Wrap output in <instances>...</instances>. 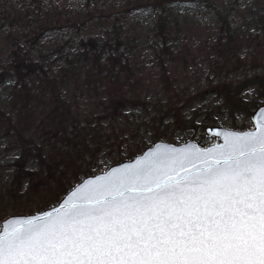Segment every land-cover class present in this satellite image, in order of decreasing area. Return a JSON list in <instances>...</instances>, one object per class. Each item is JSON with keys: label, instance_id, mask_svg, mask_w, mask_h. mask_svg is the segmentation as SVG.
Listing matches in <instances>:
<instances>
[{"label": "snow or ice", "instance_id": "6c2138e0", "mask_svg": "<svg viewBox=\"0 0 264 264\" xmlns=\"http://www.w3.org/2000/svg\"><path fill=\"white\" fill-rule=\"evenodd\" d=\"M223 136L157 148L6 220L0 264H264V124Z\"/></svg>", "mask_w": 264, "mask_h": 264}, {"label": "rangeland", "instance_id": "374dc122", "mask_svg": "<svg viewBox=\"0 0 264 264\" xmlns=\"http://www.w3.org/2000/svg\"><path fill=\"white\" fill-rule=\"evenodd\" d=\"M65 0H57V5H62ZM70 8L79 7L80 16L88 13L92 6L87 7L83 0H72ZM112 5L109 10L104 5V12L111 14L116 10L122 11L120 0H108ZM216 6V11L227 17L232 34L237 38L231 45V52L227 58L235 62L236 54L242 60L239 69H234L228 63V69L214 70V64H224V58L213 50L218 32V19L210 8ZM167 18L171 39L168 45L174 54H179L187 59V64L181 61L167 60V66L176 79V88L183 98L195 96V100L183 112L185 121L184 129H176L173 118L165 115L168 97L162 89L160 82V66L156 59V52L162 47L161 42L155 41L152 29L157 17L161 14L157 8H145L131 14L124 25L125 36L135 37V43L129 45L126 55L137 60L140 65V74L144 79L141 98L147 103L146 108H129L125 111L126 119H118L113 123L123 141L120 148L115 147L113 139L108 140L110 123L100 119L102 110L97 106L98 100H104L102 94L96 98L90 91L87 83L89 63L79 58L82 48L77 40L67 42L72 38L69 29L63 28L55 33L47 34L43 40V53L50 62L52 71L59 74L73 61L70 74L64 81L61 89L62 98L72 104V121L86 137L94 156L88 153L77 160L80 170H88L89 176L107 171L110 167L125 160H132L150 148L155 142L163 141L173 145L193 141L208 146L213 139L207 138L204 129L217 127L234 131H246L253 128L252 119L248 112L264 105V90L253 84L247 87L240 95L238 111H229L224 106V100L211 90V86L222 82L238 84L264 74V0H182L174 2ZM109 25H111L109 23ZM103 28L95 20L84 26L82 36L103 37ZM16 32L19 28H15ZM5 33L0 31V57H4L10 44L6 41ZM17 36L20 34L16 33ZM255 59V60H254ZM212 81V82H211ZM212 84V85H211ZM13 80H8L0 87V109L13 116L11 110ZM194 99V98H192ZM40 111V108H39ZM38 111V113H39ZM72 128L68 129V137ZM43 139H39V143ZM74 154L71 147L64 143L50 142L45 146V156L52 155L54 151ZM98 150V152H95ZM20 157V150L12 142V138L0 129V224L8 217L37 214L56 205L63 196L74 186L80 183L73 180L52 187L46 191L25 196L28 192V182H23L20 194L23 197L13 201L10 196L12 187L13 170L8 166L14 164ZM28 169L39 171L37 161L30 160ZM88 177V176H87ZM9 192V195H8ZM31 211L29 214H25ZM24 213V214H23Z\"/></svg>", "mask_w": 264, "mask_h": 264}, {"label": "trees", "instance_id": "16d2710c", "mask_svg": "<svg viewBox=\"0 0 264 264\" xmlns=\"http://www.w3.org/2000/svg\"><path fill=\"white\" fill-rule=\"evenodd\" d=\"M83 1L92 9L80 16L79 7H69V4H73L72 0H65L62 5H57V0H0V31H7L5 38L10 44L6 55L0 57V87L8 80L14 81L11 91L13 116L0 109V129L12 138L20 150L19 159L8 166L13 170L10 190L13 201L23 197L19 190L25 181L29 185L25 196L58 187L71 180L79 182L81 177L90 174L88 170H80L77 160L86 153L95 155L86 137L82 136L72 121V104L66 102L61 94L73 61L69 59L59 74L52 71L43 53L42 40L47 34L63 28L73 33L67 44L77 40L82 48L79 58L89 63L86 77L90 91L96 98L102 94L105 96L104 100L99 99L97 102L103 113L100 119L109 121L108 140L113 139L112 144L120 148L123 141L119 139L113 123L118 119H126L125 111L129 108L147 107L141 98L144 79L140 74V65L137 60L126 55L129 45L135 43V37H126L123 27L134 12L145 8L159 9L161 14L152 29V36L162 44L155 55L161 70L159 79L162 89L169 100L165 105V115L173 118L176 129H184L188 125L183 112L193 103L195 96L188 99L180 96L176 88L177 81L166 64L167 60L187 64V59L174 54L168 45L172 37L167 21L169 10L174 2L182 0H120L122 11L115 10L111 14L103 10L104 5L108 10L112 8L108 0ZM210 8L219 22L212 48L224 58V64H214V70H229L228 63L234 69H239L242 65L240 57L234 54L235 62L227 58V52H231V45L237 37L232 34L227 17L216 11L214 4H210ZM95 20L104 27V36H82L84 26ZM15 28H19V31L16 32ZM253 84L264 90V74L238 84L224 81L211 86V90L224 100V106L229 111L235 112L242 109L240 95ZM253 112L250 110L248 114L252 116ZM70 127L71 138L68 137ZM39 139H43L41 143ZM52 141L71 147L74 154L69 156L55 150L52 155L45 156V146ZM30 160L37 161L39 171L28 169ZM29 213L31 211L25 214ZM20 214L21 211L17 210L16 215Z\"/></svg>", "mask_w": 264, "mask_h": 264}, {"label": "water", "instance_id": "95a60500", "mask_svg": "<svg viewBox=\"0 0 264 264\" xmlns=\"http://www.w3.org/2000/svg\"><path fill=\"white\" fill-rule=\"evenodd\" d=\"M251 119H252V123H253L254 128L252 130H246V131H242L240 133L249 132V131H257L259 126L261 124H264V105L260 106L258 109H256L253 112ZM225 132H239V131L228 130V129H223V128H217V127H207V128H205V136L207 138L213 139V142L210 145L206 146V147H202L200 143H196V142H193V141H187V142H185L183 144H179V145H173V144H170V143H167V142H163V141L155 142L150 148H147L143 153H141L140 155L136 156L132 160H125V161H123V162H121V163H119L117 165H114V166L110 167L105 172L98 173L96 175H92V176L86 177L80 183H78L74 188H72L69 192H67V194L56 205H54V206H52V207H50V208H48L46 210H43V211H51L53 208L59 207L60 204H62L65 200H67L71 196V194L83 182H86L88 180H93V179H95L97 177H102V176H104L105 173L109 172L113 168H122V167H126V166H131V165H133L136 162V160L138 158H140L141 156L147 155L149 152L155 151L157 148L173 147V148H176V149H181V148L191 147V146H196L197 148H200V149L211 148V147H213L216 144H223L224 143L223 134ZM217 133H220V134L218 135ZM37 214H39V213H37ZM33 215H36V214H33ZM27 216H31V215H27ZM20 217H26V216H11V217H8V218H6L5 220H3L1 222L0 227L3 226V224H4V222L6 220H10L12 218H20Z\"/></svg>", "mask_w": 264, "mask_h": 264}, {"label": "bare ground", "instance_id": "6f19581e", "mask_svg": "<svg viewBox=\"0 0 264 264\" xmlns=\"http://www.w3.org/2000/svg\"><path fill=\"white\" fill-rule=\"evenodd\" d=\"M253 128H254V126H253ZM253 128H252V129H253ZM252 129H251V130H252Z\"/></svg>", "mask_w": 264, "mask_h": 264}]
</instances>
